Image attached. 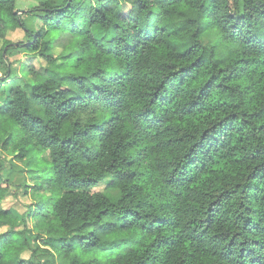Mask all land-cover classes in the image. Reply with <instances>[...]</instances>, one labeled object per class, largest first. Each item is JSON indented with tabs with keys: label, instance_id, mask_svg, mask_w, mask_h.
<instances>
[{
	"label": "clouds",
	"instance_id": "1",
	"mask_svg": "<svg viewBox=\"0 0 264 264\" xmlns=\"http://www.w3.org/2000/svg\"><path fill=\"white\" fill-rule=\"evenodd\" d=\"M0 264H264V0H0Z\"/></svg>",
	"mask_w": 264,
	"mask_h": 264
}]
</instances>
